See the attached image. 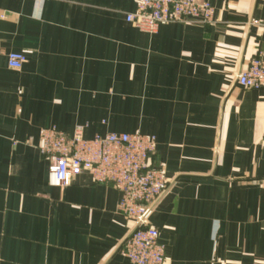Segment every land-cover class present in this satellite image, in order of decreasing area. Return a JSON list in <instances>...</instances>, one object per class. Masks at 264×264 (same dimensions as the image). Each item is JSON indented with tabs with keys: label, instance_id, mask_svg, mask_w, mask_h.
Instances as JSON below:
<instances>
[{
	"label": "crops",
	"instance_id": "0c3cea01",
	"mask_svg": "<svg viewBox=\"0 0 264 264\" xmlns=\"http://www.w3.org/2000/svg\"><path fill=\"white\" fill-rule=\"evenodd\" d=\"M137 1L0 0V264H131L119 189L48 182L40 130L78 125L154 136L163 264H264L263 90L235 81L264 44V0H203L213 24L153 32L126 22Z\"/></svg>",
	"mask_w": 264,
	"mask_h": 264
},
{
	"label": "built area",
	"instance_id": "2783aa9c",
	"mask_svg": "<svg viewBox=\"0 0 264 264\" xmlns=\"http://www.w3.org/2000/svg\"><path fill=\"white\" fill-rule=\"evenodd\" d=\"M126 22L153 32L168 23L215 22L214 8L203 0H138ZM264 28V21L252 20ZM26 61L23 54L9 53L7 64L18 68ZM236 83L246 89H262L264 102V44L259 46L235 75ZM37 149L47 159V177L52 186L65 187L72 177L87 172L95 183H108L121 192L119 212L132 222L121 245L131 264H163L164 244L158 231L148 222L155 202L164 193L169 179L161 167L151 163L155 152L154 136L140 132H110L83 136L82 126L67 133L56 127L40 130Z\"/></svg>",
	"mask_w": 264,
	"mask_h": 264
}]
</instances>
